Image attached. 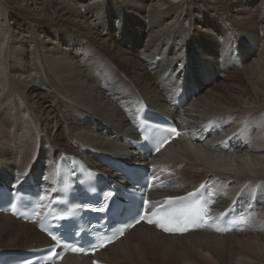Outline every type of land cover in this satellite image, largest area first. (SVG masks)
Listing matches in <instances>:
<instances>
[{"label": "bare ground", "instance_id": "1", "mask_svg": "<svg viewBox=\"0 0 264 264\" xmlns=\"http://www.w3.org/2000/svg\"><path fill=\"white\" fill-rule=\"evenodd\" d=\"M183 88L196 94L184 111L190 140L156 159L171 180L161 195L210 181L223 209L241 199L254 221L225 237L141 225L101 258L264 264V0H0V178L52 184L62 156L134 162L125 144L137 138L132 104L175 112L169 100ZM49 244L35 226L0 214V251Z\"/></svg>", "mask_w": 264, "mask_h": 264}, {"label": "snow or ice", "instance_id": "2", "mask_svg": "<svg viewBox=\"0 0 264 264\" xmlns=\"http://www.w3.org/2000/svg\"><path fill=\"white\" fill-rule=\"evenodd\" d=\"M173 131H175V130H173ZM161 226L163 227V225H161ZM164 230H165V231H169L170 229H168V228H165Z\"/></svg>", "mask_w": 264, "mask_h": 264}, {"label": "rangeland", "instance_id": "3", "mask_svg": "<svg viewBox=\"0 0 264 264\" xmlns=\"http://www.w3.org/2000/svg\"><path fill=\"white\" fill-rule=\"evenodd\" d=\"M222 70V69H221ZM223 71V70H222Z\"/></svg>", "mask_w": 264, "mask_h": 264}]
</instances>
